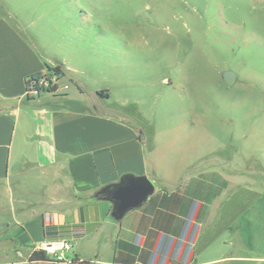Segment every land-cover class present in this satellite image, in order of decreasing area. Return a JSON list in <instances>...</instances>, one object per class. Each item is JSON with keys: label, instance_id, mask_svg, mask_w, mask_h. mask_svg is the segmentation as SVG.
Instances as JSON below:
<instances>
[{"label": "rangeland", "instance_id": "obj_1", "mask_svg": "<svg viewBox=\"0 0 264 264\" xmlns=\"http://www.w3.org/2000/svg\"><path fill=\"white\" fill-rule=\"evenodd\" d=\"M7 12L67 60L80 107L99 101L140 127L148 158L174 170L243 171L264 192V0H0ZM225 71L235 74L231 85ZM15 195L0 190V264H174L170 235L143 247L122 232L130 259L113 256L118 229L77 239L81 260L67 251L62 261L29 262Z\"/></svg>", "mask_w": 264, "mask_h": 264}, {"label": "crops", "instance_id": "obj_2", "mask_svg": "<svg viewBox=\"0 0 264 264\" xmlns=\"http://www.w3.org/2000/svg\"><path fill=\"white\" fill-rule=\"evenodd\" d=\"M11 17L0 14V190H16L22 215L13 222L30 248L66 240L80 258L77 239L118 229L113 256L125 261L131 252L119 236L135 232L143 247L170 235L174 264H264V192L256 180L236 169L174 170L148 158L154 150L147 153L140 127L97 100L91 110L80 107L69 94L74 84L82 95L67 60L47 54ZM46 65L61 70L55 94L27 100L26 77ZM126 174L147 176L155 191L115 224L111 204L90 199Z\"/></svg>", "mask_w": 264, "mask_h": 264}, {"label": "water", "instance_id": "obj_3", "mask_svg": "<svg viewBox=\"0 0 264 264\" xmlns=\"http://www.w3.org/2000/svg\"><path fill=\"white\" fill-rule=\"evenodd\" d=\"M235 74L225 71L222 80L231 85ZM142 136V131H139ZM155 187L145 175L135 176L126 174L115 182L103 186L92 197L97 201H106L111 204L110 216L114 221H120L130 211L141 208L154 193Z\"/></svg>", "mask_w": 264, "mask_h": 264}, {"label": "built area", "instance_id": "obj_4", "mask_svg": "<svg viewBox=\"0 0 264 264\" xmlns=\"http://www.w3.org/2000/svg\"><path fill=\"white\" fill-rule=\"evenodd\" d=\"M50 81V83H49ZM56 77L53 76L52 78H50L48 80V78L46 76H42L38 82H37V86L41 89H47L49 86H53L54 84H56ZM35 85V83L30 84V89L32 90L30 92L31 96H37L38 91L33 89V86ZM57 85V84H56ZM40 92V91H39ZM73 248L72 244L69 241L66 240H52V241H47V242H42L38 245L33 246L30 249L31 254L33 252H44L45 255L49 258V260H51L52 262H58V261H62L64 259V252L67 251H71ZM50 261V262H51Z\"/></svg>", "mask_w": 264, "mask_h": 264}, {"label": "trees", "instance_id": "obj_5", "mask_svg": "<svg viewBox=\"0 0 264 264\" xmlns=\"http://www.w3.org/2000/svg\"><path fill=\"white\" fill-rule=\"evenodd\" d=\"M53 75H56V79L60 78L61 73L59 72V68L50 67V66L46 65V70L44 72H38V73H34V74H31V75L27 76L26 79H25V89H26V96H27L26 98H27V100H30V99H32L34 97V96L30 95V92L32 90L30 89L29 86L32 83H35V85L33 86V89L38 91L37 96L40 93H52V94H55V92L57 90V85L56 84H54L53 86H49L47 89H44V90L37 86V82L42 76H46L48 78V80H49L50 78L53 77ZM49 83H50V81H49ZM104 93H105L104 91H98L97 95H99L100 97H105ZM90 200L96 201L95 199H93V197H91ZM28 261L29 262H49L50 260L47 258V256L45 255L44 252L40 251V252H33L29 256ZM72 261H73V263L79 262V260L77 258H74ZM80 263L89 264L87 261H80Z\"/></svg>", "mask_w": 264, "mask_h": 264}]
</instances>
